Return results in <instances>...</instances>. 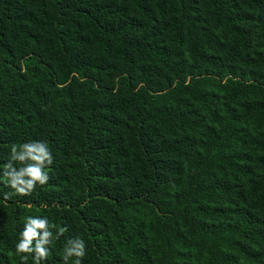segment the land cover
I'll return each instance as SVG.
<instances>
[{"label": "trees", "instance_id": "16d2710c", "mask_svg": "<svg viewBox=\"0 0 264 264\" xmlns=\"http://www.w3.org/2000/svg\"><path fill=\"white\" fill-rule=\"evenodd\" d=\"M33 141L49 180L12 194ZM29 216L40 264H264V0H0V264Z\"/></svg>", "mask_w": 264, "mask_h": 264}, {"label": "clouds", "instance_id": "9594fccd", "mask_svg": "<svg viewBox=\"0 0 264 264\" xmlns=\"http://www.w3.org/2000/svg\"><path fill=\"white\" fill-rule=\"evenodd\" d=\"M53 156L46 142L33 141L20 146L18 150L15 145L11 149V159L4 165L3 177L6 179L7 186L14 189L15 195L28 196L36 189V186L44 185L48 182L49 176L46 167L50 168L53 164ZM12 161L20 162L23 167L19 169L13 166ZM12 194H5L10 198ZM67 231L66 228H60L57 238ZM33 241L35 243L33 244ZM52 241V233L48 230V220L46 218L27 217L26 224L21 239L16 245L17 253H34V264H40L41 260L48 257V248L46 247ZM64 248V260L75 256V264H82L86 255V244L83 239L76 238L67 241ZM22 260L27 261V256Z\"/></svg>", "mask_w": 264, "mask_h": 264}]
</instances>
